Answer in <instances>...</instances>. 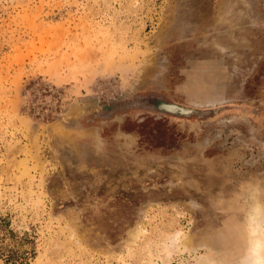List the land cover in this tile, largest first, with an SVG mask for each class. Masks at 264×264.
I'll use <instances>...</instances> for the list:
<instances>
[{
    "label": "rangeland",
    "instance_id": "rangeland-1",
    "mask_svg": "<svg viewBox=\"0 0 264 264\" xmlns=\"http://www.w3.org/2000/svg\"><path fill=\"white\" fill-rule=\"evenodd\" d=\"M256 204L264 0H0V264H199Z\"/></svg>",
    "mask_w": 264,
    "mask_h": 264
},
{
    "label": "bare ground",
    "instance_id": "bare-ground-1",
    "mask_svg": "<svg viewBox=\"0 0 264 264\" xmlns=\"http://www.w3.org/2000/svg\"><path fill=\"white\" fill-rule=\"evenodd\" d=\"M246 214V225L244 232L246 242L239 252H230L228 249L223 254L209 253L199 264H264V211L259 204H256L252 211ZM141 234V230L136 231V235ZM186 234L183 231L176 233V237L183 238ZM134 236V237H135ZM224 251V250H223ZM222 252V251H221Z\"/></svg>",
    "mask_w": 264,
    "mask_h": 264
},
{
    "label": "water",
    "instance_id": "water-1",
    "mask_svg": "<svg viewBox=\"0 0 264 264\" xmlns=\"http://www.w3.org/2000/svg\"><path fill=\"white\" fill-rule=\"evenodd\" d=\"M153 107L159 111H164V112L171 113L174 115H182V116H189L197 111L194 108L185 107L182 105H178L176 103L163 102V101L154 104Z\"/></svg>",
    "mask_w": 264,
    "mask_h": 264
},
{
    "label": "flooded vegetation",
    "instance_id": "flooded-vegetation-1",
    "mask_svg": "<svg viewBox=\"0 0 264 264\" xmlns=\"http://www.w3.org/2000/svg\"><path fill=\"white\" fill-rule=\"evenodd\" d=\"M159 101V100H158Z\"/></svg>",
    "mask_w": 264,
    "mask_h": 264
}]
</instances>
